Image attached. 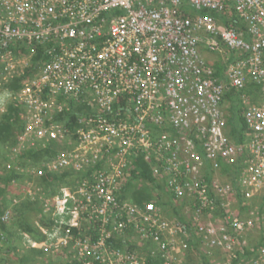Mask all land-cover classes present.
Returning a JSON list of instances; mask_svg holds the SVG:
<instances>
[{
  "label": "built area",
  "instance_id": "obj_1",
  "mask_svg": "<svg viewBox=\"0 0 264 264\" xmlns=\"http://www.w3.org/2000/svg\"><path fill=\"white\" fill-rule=\"evenodd\" d=\"M46 42L59 54L27 76L31 53L23 50ZM203 49L224 66L219 79ZM230 91L240 95L249 131L243 145L226 133ZM120 97L128 112L114 109ZM12 103L22 128L10 158L52 146L56 154L33 175L79 177L52 200L38 188L28 191L44 207L51 200L49 219L61 222L56 253L65 261L146 264L113 245L134 236L154 245L159 264L177 263L181 244L186 249L194 236L167 221L154 199L137 205L119 198L141 156L188 204L195 234L223 253V264H264V241L247 242L250 233L264 238V0H0V116ZM69 103L92 111L74 133L54 120ZM222 165L232 171L224 175ZM10 216L8 209L2 219ZM44 234L48 239L31 247H50ZM245 250L255 255L242 258Z\"/></svg>",
  "mask_w": 264,
  "mask_h": 264
},
{
  "label": "trees",
  "instance_id": "obj_2",
  "mask_svg": "<svg viewBox=\"0 0 264 264\" xmlns=\"http://www.w3.org/2000/svg\"><path fill=\"white\" fill-rule=\"evenodd\" d=\"M204 13H209L215 17H221L219 14H216L212 11H204ZM236 16L232 13L230 21L235 20ZM227 20V19H226ZM239 24L238 21L234 22ZM24 49L23 52H30V67L27 69L26 75L35 72L43 64L49 63L54 56L59 54L58 47L54 46L51 42H46L38 45H34L31 49ZM215 71V78H220L222 72L225 69L221 62L217 61L213 65ZM13 88L19 87V81L14 82ZM249 95H251V86L246 90ZM45 94V93H44ZM239 93L235 91H230L225 94V100L230 103V112L227 117V136L232 139L235 144L243 145L246 141V134L249 132L247 125L241 116V105ZM126 98L120 97L114 105V109L121 110L123 112H128V106L125 104ZM92 114V111L89 109L85 103H69L68 110L57 114L54 118L56 122L63 124V126L69 132H75L78 128L77 121L80 117L87 116ZM22 128L21 121V109L18 105L9 104L7 107V112L0 116V241L5 243L8 249L5 251L6 254H11L15 258L10 263L7 261V258L4 257L6 254L2 253L0 264H35L37 262H45L47 259L44 258L45 252L43 250H38L34 248H27L25 241L23 240L22 234L29 235L34 240H42L43 236L39 232V229L36 227V220L34 221L33 217H37V221L41 225H49L53 221L41 214L40 211L43 208L42 203L40 202L38 196L34 200L25 198L19 199L16 203L12 202L8 198V194L12 188V181H19L23 179V174H20L18 171L19 167L27 168L30 163L35 165H40L42 161H46L49 157L56 154L55 148L52 146L47 147H38L32 149L24 154H20L17 158H10L11 152L16 144L17 136L20 133ZM245 159L246 156L243 154L239 157L238 164L234 167L235 174L239 176L241 169L245 168ZM3 164H7L8 168H3ZM20 165V166H19ZM232 167L222 165L221 173L224 175L229 174ZM206 176L208 174L206 173ZM78 176L72 172H60V173H49L46 172L44 175L38 179V186L42 194L45 197L47 195H52L56 192L57 187L62 185H71L78 181ZM155 192V193H154ZM122 200H128L137 205H143L150 200L157 201L158 205L165 210H171L175 220L178 221L186 230L191 234L192 227L190 222L186 221L181 209L178 206V200L175 199L174 195L169 193L164 185V181L156 180L154 175L151 172L150 166L140 158H137L133 161V169L130 172V177L124 184V187L119 196ZM240 202L241 198L238 196ZM181 207L185 206V202H180ZM10 206L11 216L7 220H3V213ZM177 206V207H176ZM245 208V207H242ZM218 215L221 214L220 211L216 212ZM40 215V217H39ZM10 224V225H9ZM9 225V226H8ZM192 235V234H191ZM190 241H194V237H190ZM264 238H260L257 246H262ZM23 244L26 245V250L22 253L19 252V247ZM113 245L119 248H125L128 252L135 253L139 255V252L145 253V262L146 264H159V257H153L151 251L154 249V245L150 242L143 244V248H139L137 245L131 244L124 239L113 240ZM257 247L255 246L254 249ZM255 255V250H245L243 255H240L242 258H250ZM187 256V254H186ZM240 257V258H241ZM240 260V259H239ZM65 261V260H64ZM47 264H56L51 260L46 261ZM238 260H234L233 264H238ZM61 264H81V261L78 259H72L65 261Z\"/></svg>",
  "mask_w": 264,
  "mask_h": 264
},
{
  "label": "rangeland",
  "instance_id": "obj_3",
  "mask_svg": "<svg viewBox=\"0 0 264 264\" xmlns=\"http://www.w3.org/2000/svg\"><path fill=\"white\" fill-rule=\"evenodd\" d=\"M207 52V51H205ZM209 58L211 60H213L215 58L216 55L211 54L209 52L206 53ZM203 56H205L203 54ZM20 166V165H19ZM29 167H32L29 171H27L28 173H24L25 170V166L24 167H19V169L22 170H18L20 172V174H23V179L21 180H15L12 181V188L11 191L8 194V198H10L9 200L13 201H19V199H25L26 197H31V195H29L28 191H32L31 193H36L35 189H40V187L38 186V179L33 175V168H37L38 165H35L34 163H30V165H28ZM8 168L9 166L7 164H3L2 166V170H4L3 168ZM60 188L57 187L56 192L52 195H47L49 199L52 200L53 197L56 196L57 190ZM51 200H46L47 201V205L41 209L40 213L45 215L46 217H50L52 215V213L54 212L53 208H49L51 203ZM178 206L181 209V213L183 214L184 218L186 221L189 222L190 217H191V211L189 210V208L187 207L188 204H185V206L181 207L180 202H178ZM177 207V206H176ZM10 210V206L7 208V210ZM164 213V217L167 221H176L175 217L173 216V212L171 210H165L163 208L162 210ZM37 217L35 215V217H33L34 221L36 220V227L39 229V232L41 233V235L43 236L42 240H34L29 236V240L25 239V234H22L23 240L25 241V244L27 245V248H34V249H38V250H42L40 249V247H38L39 245H37V247H31L32 244L35 243H39V242H43L46 241V239H48L47 235L44 233L49 234V236L51 237L52 243L51 246L49 247L47 244V248L43 249L45 252V256L44 258L47 260H51L52 262L56 263V264H61L64 261V256L61 255V253H56V251H59L60 249H57V239L59 236V228H60V224L61 222L57 223L55 221V219L53 221L54 224H49V225H41L38 221H37ZM40 217V215H39ZM10 225V224H9ZM8 225V226H9ZM52 233V236H51ZM190 234V233H189ZM192 236H194L196 239L194 241H190L188 243L187 248L185 249L187 251V256H185V252L182 251L181 253L178 254L177 256V263L176 264H223L226 260V258L223 256V253H221L220 251H209L208 247H206V244L204 242H201V240L197 237V235L195 234V230L192 227V232H191ZM47 237V238H46ZM132 240L129 241V243L137 245L139 248H143V244H140L136 241V238L133 239L134 236H131ZM259 239H258V234H252L250 233L248 236V245H254L258 243ZM32 242V243H31ZM23 244L21 247H19V252L22 253L24 252L27 248L26 245ZM50 244V243H49ZM8 249L7 245L5 243H3L2 241H0V258L1 255L4 256L2 253H5V251ZM207 252L210 253V255H206ZM6 254V253H5ZM205 255L207 256V258H205ZM139 256L141 257V259H143L145 261V253L144 252H139ZM4 257L7 258V261L10 263L11 260H13V262H15V258L11 255V254H6ZM46 260V261H47ZM37 262L35 264H47V262ZM5 263V264H8ZM16 263V262H15ZM242 264V263H241Z\"/></svg>",
  "mask_w": 264,
  "mask_h": 264
},
{
  "label": "crops",
  "instance_id": "obj_4",
  "mask_svg": "<svg viewBox=\"0 0 264 264\" xmlns=\"http://www.w3.org/2000/svg\"><path fill=\"white\" fill-rule=\"evenodd\" d=\"M207 52H205L204 51V49H203V52H202V55L204 54L205 56H203L204 58H205V60L206 61H208V62H211V63H215L216 61H218L217 59V56H215V58L213 59V60H211L210 58H209V56L206 54ZM206 255H210V254H206ZM205 255V258H207V256Z\"/></svg>",
  "mask_w": 264,
  "mask_h": 264
},
{
  "label": "bare ground",
  "instance_id": "obj_5",
  "mask_svg": "<svg viewBox=\"0 0 264 264\" xmlns=\"http://www.w3.org/2000/svg\"><path fill=\"white\" fill-rule=\"evenodd\" d=\"M182 239H184V238H182ZM186 243V242H185ZM184 245L183 244H181V247H182V249L184 250V252H185V256H186V253H187V251H185V249H184V247H183Z\"/></svg>",
  "mask_w": 264,
  "mask_h": 264
},
{
  "label": "clouds",
  "instance_id": "obj_6",
  "mask_svg": "<svg viewBox=\"0 0 264 264\" xmlns=\"http://www.w3.org/2000/svg\"><path fill=\"white\" fill-rule=\"evenodd\" d=\"M217 62V61H216ZM214 65V63H212Z\"/></svg>",
  "mask_w": 264,
  "mask_h": 264
}]
</instances>
